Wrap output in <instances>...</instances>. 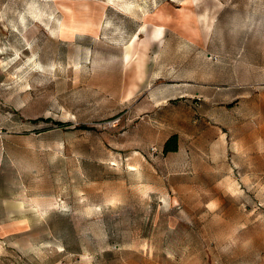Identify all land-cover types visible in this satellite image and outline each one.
Returning <instances> with one entry per match:
<instances>
[{"label":"rangeland","instance_id":"rangeland-1","mask_svg":"<svg viewBox=\"0 0 264 264\" xmlns=\"http://www.w3.org/2000/svg\"><path fill=\"white\" fill-rule=\"evenodd\" d=\"M0 136V264H264V0H0Z\"/></svg>","mask_w":264,"mask_h":264},{"label":"trees","instance_id":"trees-1","mask_svg":"<svg viewBox=\"0 0 264 264\" xmlns=\"http://www.w3.org/2000/svg\"><path fill=\"white\" fill-rule=\"evenodd\" d=\"M58 125L64 126L62 123ZM177 147V136L172 135L164 144V152L175 151Z\"/></svg>","mask_w":264,"mask_h":264},{"label":"bare ground","instance_id":"bare-ground-1","mask_svg":"<svg viewBox=\"0 0 264 264\" xmlns=\"http://www.w3.org/2000/svg\"><path fill=\"white\" fill-rule=\"evenodd\" d=\"M161 29V28H160ZM157 31H161V30H157ZM128 56V55H127Z\"/></svg>","mask_w":264,"mask_h":264},{"label":"crops","instance_id":"crops-1","mask_svg":"<svg viewBox=\"0 0 264 264\" xmlns=\"http://www.w3.org/2000/svg\"><path fill=\"white\" fill-rule=\"evenodd\" d=\"M1 139H2V138H1V136H0V141H1Z\"/></svg>","mask_w":264,"mask_h":264}]
</instances>
